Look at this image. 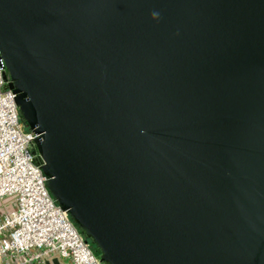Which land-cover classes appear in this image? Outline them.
<instances>
[{
    "label": "water",
    "instance_id": "1",
    "mask_svg": "<svg viewBox=\"0 0 264 264\" xmlns=\"http://www.w3.org/2000/svg\"><path fill=\"white\" fill-rule=\"evenodd\" d=\"M0 68L100 264H264V0H0Z\"/></svg>",
    "mask_w": 264,
    "mask_h": 264
},
{
    "label": "built area",
    "instance_id": "2",
    "mask_svg": "<svg viewBox=\"0 0 264 264\" xmlns=\"http://www.w3.org/2000/svg\"><path fill=\"white\" fill-rule=\"evenodd\" d=\"M0 68V264H100L76 227L48 193L34 133L20 123L15 94Z\"/></svg>",
    "mask_w": 264,
    "mask_h": 264
},
{
    "label": "rangeland",
    "instance_id": "3",
    "mask_svg": "<svg viewBox=\"0 0 264 264\" xmlns=\"http://www.w3.org/2000/svg\"><path fill=\"white\" fill-rule=\"evenodd\" d=\"M20 123H21V126H22V129L24 130V131H30L29 130V128L23 123V121L21 120V118H20ZM1 202H2V204H1ZM4 202V203H3ZM6 201H4V200H0V205H2L1 207H3L4 208V206H5V203ZM60 262H61V264H66L67 262L66 261H64V260H60Z\"/></svg>",
    "mask_w": 264,
    "mask_h": 264
},
{
    "label": "crops",
    "instance_id": "4",
    "mask_svg": "<svg viewBox=\"0 0 264 264\" xmlns=\"http://www.w3.org/2000/svg\"><path fill=\"white\" fill-rule=\"evenodd\" d=\"M4 203V202H3ZM1 204H2V202H1ZM2 205H0V213H1V211L3 210V207H1ZM5 208H7L8 206L5 204V206H4Z\"/></svg>",
    "mask_w": 264,
    "mask_h": 264
},
{
    "label": "clouds",
    "instance_id": "5",
    "mask_svg": "<svg viewBox=\"0 0 264 264\" xmlns=\"http://www.w3.org/2000/svg\"><path fill=\"white\" fill-rule=\"evenodd\" d=\"M153 15H156L155 13H153Z\"/></svg>",
    "mask_w": 264,
    "mask_h": 264
},
{
    "label": "trees",
    "instance_id": "6",
    "mask_svg": "<svg viewBox=\"0 0 264 264\" xmlns=\"http://www.w3.org/2000/svg\"><path fill=\"white\" fill-rule=\"evenodd\" d=\"M32 150H33V147H32Z\"/></svg>",
    "mask_w": 264,
    "mask_h": 264
}]
</instances>
